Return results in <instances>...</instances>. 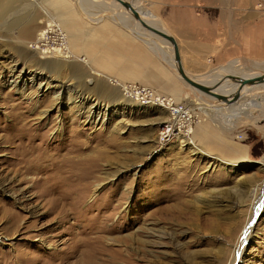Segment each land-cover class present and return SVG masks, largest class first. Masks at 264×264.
<instances>
[{"label": "rangeland", "instance_id": "obj_1", "mask_svg": "<svg viewBox=\"0 0 264 264\" xmlns=\"http://www.w3.org/2000/svg\"><path fill=\"white\" fill-rule=\"evenodd\" d=\"M127 1L172 37L173 12L189 3L202 26L215 4L264 19V0ZM10 2L0 1V264H264V104L224 119L238 100L182 82L120 26L117 1L98 0L110 9L99 19L77 0ZM29 14L32 39H15ZM233 60L237 74H264V51L185 71L202 77ZM141 87L183 103L189 126L165 133L167 109ZM249 90L247 103L264 83Z\"/></svg>", "mask_w": 264, "mask_h": 264}, {"label": "crops", "instance_id": "obj_2", "mask_svg": "<svg viewBox=\"0 0 264 264\" xmlns=\"http://www.w3.org/2000/svg\"><path fill=\"white\" fill-rule=\"evenodd\" d=\"M215 5L220 6V9L215 13H206L203 26L197 23L199 18L193 9L196 6L194 3L173 12V38L186 71L201 70L207 61L220 63L234 57H260L264 51L262 16L233 4ZM154 80L162 82L172 91L167 80ZM231 151L242 157L246 148L237 146Z\"/></svg>", "mask_w": 264, "mask_h": 264}, {"label": "bare ground", "instance_id": "obj_3", "mask_svg": "<svg viewBox=\"0 0 264 264\" xmlns=\"http://www.w3.org/2000/svg\"><path fill=\"white\" fill-rule=\"evenodd\" d=\"M0 1H2V0H0ZM77 2H78V5H79L80 9L83 12H85L86 14L91 15L94 18H97V19H99V18L96 17V15L99 14L98 12L101 11V10H98L97 9L98 7H100L101 9H104V10H106V9L108 10L109 9L105 5L100 4L98 2V0H77ZM12 3L15 4L16 3V0H13ZM12 3L10 2V4H12ZM130 4L133 6V8H135L137 10L138 13H140V18L142 20H144V21H146V22H148V23H150V24H152V25H154L156 27H159L158 22L156 21L155 17L150 16L151 14L147 13L148 11H144L142 9H139V7H136V5L133 2H130ZM116 5L119 6L118 3H116L115 0H112L111 6H112L113 9H115V6ZM119 7H121V9L124 10V14H128V15H126V17L123 16V15L114 16V17L117 18L118 23L120 24V26L123 27V29H125V30L127 29L132 36H134L135 38L141 40L143 43L147 44L149 50H151L155 55H158L159 58H162L165 61H169L170 60V63L175 68V64L172 63V58H170L169 55H168V53L171 52V46L169 44H167L166 42L162 41L158 36H156L154 33H152L149 29H146V28L142 27L138 23V21L132 19L130 13L128 11H126V9L123 6H119ZM27 18H28L27 20H23L24 23H23V26H21V28H20L21 22H20V24L16 23L15 27H13L14 29H12V31H14L13 34H14V38L15 39H17V40L18 39L19 40H22V38L32 39L34 32L37 30V29L34 28V25H33V23L35 22V18L31 14H29L27 16ZM47 18L49 20H53L52 19L53 17L51 15H47ZM127 20L128 21H132L133 23L132 24H130L131 22L130 23H127ZM98 21L99 20H97L96 22H98ZM159 28L162 29L163 31H165L166 33H168L163 27L160 26ZM44 35H45V32H41L38 35V38H39L38 40H44ZM144 35H146V36L147 35L152 36L155 40H159V42L166 44L167 45V50L169 52L167 53V51H166L165 48L158 46L157 43L154 42L153 40H150V41L144 40L143 39ZM11 39H13V38H11ZM168 58H169V60H168ZM236 61L237 60H233L228 65L220 67L219 68V71L220 72H218V71H216V73L215 72L214 73L212 72V73L206 74L205 76L197 77L194 80L201 82L203 85H206V83H210L211 85L216 84L217 92H215V93L223 94V95H226V96H231L235 92L238 84H237V82H234V81L233 82H229L226 78H224V75H226V74H234L236 76H241V77L254 76V74H242V73L237 74L235 68H233L234 67L233 65H235ZM261 84H256V85H261ZM251 86H253V85H250V87ZM243 87H245V86H243ZM243 87H242L241 90L244 89ZM246 87L248 88L249 86H246ZM250 87H249V89H250ZM211 89H213V88H211ZM249 89H247L246 91H250ZM245 92L242 94L241 98L239 97L238 99H236V100H238L237 102L235 100V101L230 102V103H224V104H226L228 106H230L234 102L237 103V104L235 103L236 107L233 108V110L229 112L228 116L223 115V118L224 119H226V118L230 119V116H232V117H240V116L250 117L249 114H248V112H246V108H248V110H249V107H252V108H260L264 104V95L263 96L256 95V97L254 99V102H251V103L248 102L247 103L246 102V99L243 97L244 94H246ZM240 93H241V91L239 92V96H240ZM206 95H208V94H206ZM216 102L222 103L220 100H216ZM239 103H242V104H239ZM152 104H157V103H152ZM200 106L202 107L201 108L202 110H207L205 106H202V105H200ZM230 110H231V108H230ZM217 112H214L213 111V114L214 113L215 114H218L219 112L218 113ZM208 114L211 115L210 112H208ZM216 123L218 125H220V121H217Z\"/></svg>", "mask_w": 264, "mask_h": 264}, {"label": "water", "instance_id": "obj_4", "mask_svg": "<svg viewBox=\"0 0 264 264\" xmlns=\"http://www.w3.org/2000/svg\"><path fill=\"white\" fill-rule=\"evenodd\" d=\"M119 3L120 6H123L126 11H128L132 17V19L138 21V23L146 28L149 29L152 33H154L156 36H158L162 41L166 42L171 46V58L172 62L175 64V71L177 74V77L184 82L186 85H188L190 88H193L201 93L208 94L212 97H214L216 100H220L223 103H230L235 101L239 98V91L243 86L248 85H256L264 83V74L263 75H255V76H249V77H241L236 76L234 74H226V78L237 82V88L235 92L231 96H226L223 94H218L212 91V87H208L206 85H203L201 82L194 80L195 78L188 75L186 71L183 69L180 57L178 54V50L176 47V43L174 41V38L160 29L159 27H156L140 18V13L137 12L135 8L130 4V1L127 0H115Z\"/></svg>", "mask_w": 264, "mask_h": 264}, {"label": "built area", "instance_id": "obj_5", "mask_svg": "<svg viewBox=\"0 0 264 264\" xmlns=\"http://www.w3.org/2000/svg\"><path fill=\"white\" fill-rule=\"evenodd\" d=\"M260 7V5H258ZM264 11V8H262ZM142 97L148 99L147 102L157 103L161 107L167 109L169 114V121L165 122L162 126V130L167 133L168 131L173 132L174 127L179 131L182 126H189L190 113L188 108L183 103H176L171 98L165 96H156L152 94V91L148 88H139ZM189 129V128H187ZM240 138L241 136L238 135Z\"/></svg>", "mask_w": 264, "mask_h": 264}]
</instances>
